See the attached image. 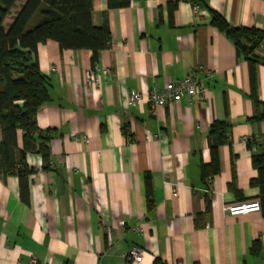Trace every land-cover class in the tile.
I'll return each instance as SVG.
<instances>
[{"label": "crops", "instance_id": "1", "mask_svg": "<svg viewBox=\"0 0 264 264\" xmlns=\"http://www.w3.org/2000/svg\"><path fill=\"white\" fill-rule=\"evenodd\" d=\"M190 1L112 7L92 0V24L106 25L111 36L96 61L111 73L100 76L97 89L86 86L90 51L62 50L52 40L38 45V66L51 88L36 124L54 131L50 165L42 170L38 155L26 157L34 169L27 203L18 178L0 173V264H264L262 213L223 211L259 202L250 181L257 178L252 158L264 151L257 141L264 120L248 121L254 114L248 60L210 25L208 11L232 27L264 33V0H205L208 7L196 13ZM189 75L204 97L151 107L153 93ZM254 76L264 103V64L254 65ZM129 91L141 92L142 102L130 104ZM214 121L229 129L212 174ZM156 134L161 138L146 139ZM136 245L143 259L128 263Z\"/></svg>", "mask_w": 264, "mask_h": 264}, {"label": "trees", "instance_id": "2", "mask_svg": "<svg viewBox=\"0 0 264 264\" xmlns=\"http://www.w3.org/2000/svg\"><path fill=\"white\" fill-rule=\"evenodd\" d=\"M131 1L108 0V5L128 7ZM190 2L199 8L208 7L205 0ZM174 8L175 4L170 5V13ZM208 11L210 25L224 33L236 53L248 60L250 98L254 106V114L248 121H263L264 103L256 96L254 65L263 63L264 58L258 61L254 50L264 41V33L255 28L232 27L217 12ZM91 13L92 0H0V173L3 177L18 178L22 202H28L29 177L34 173L26 157L38 155L42 170H47L51 156L49 141L54 133L51 129L41 130L36 124V113L50 101L51 88L49 79L40 72L37 47L52 40L62 50H88L94 67L98 53L110 46L111 36L106 25L92 24ZM228 129L229 125L221 121H214L209 129L212 174L219 170L217 150L226 142ZM252 166L257 178L250 185L259 188L260 212L264 217V151L253 156ZM146 187L150 204L149 177H146ZM258 250L255 241L250 251L256 254Z\"/></svg>", "mask_w": 264, "mask_h": 264}, {"label": "built area", "instance_id": "3", "mask_svg": "<svg viewBox=\"0 0 264 264\" xmlns=\"http://www.w3.org/2000/svg\"><path fill=\"white\" fill-rule=\"evenodd\" d=\"M194 12H198L199 7L197 5L193 6ZM254 54L258 58H264V41H262L259 46L254 50ZM111 73L109 69H99L96 65L91 71L86 75V86L87 88L97 89L100 84V76H107ZM205 90L202 84L194 75L186 76L182 79H177L168 82L165 87L159 91L153 93L149 97V103L151 107H166L171 104L179 103L182 99H187L189 102L196 101L204 97ZM143 100V94L137 91H129L128 102L130 104L140 103ZM150 138L160 139L159 134L146 136V139ZM258 143L264 141V135L257 139ZM87 142V141H85ZM223 211L226 216L233 217L248 213L260 212L259 202H249L245 204H234L224 206ZM123 222L120 223V227H123ZM134 230L138 233H142L139 226H135ZM144 250L140 245H136L130 248L126 254V261L128 263H139L143 259ZM34 261V258H32Z\"/></svg>", "mask_w": 264, "mask_h": 264}, {"label": "water", "instance_id": "4", "mask_svg": "<svg viewBox=\"0 0 264 264\" xmlns=\"http://www.w3.org/2000/svg\"><path fill=\"white\" fill-rule=\"evenodd\" d=\"M257 59H258V56H255ZM258 61H259V59H258ZM262 64H264V60H263V63Z\"/></svg>", "mask_w": 264, "mask_h": 264}]
</instances>
